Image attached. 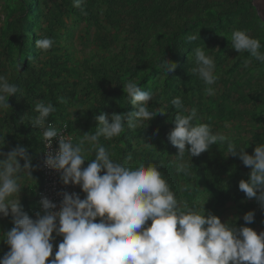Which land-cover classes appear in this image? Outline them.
I'll list each match as a JSON object with an SVG mask.
<instances>
[{"label":"trees","instance_id":"obj_1","mask_svg":"<svg viewBox=\"0 0 264 264\" xmlns=\"http://www.w3.org/2000/svg\"><path fill=\"white\" fill-rule=\"evenodd\" d=\"M248 4V0H86L77 8L73 0H62L58 6L53 0H10L0 35V75L17 84L19 90L9 98L11 109L0 112V152L7 153L18 144L23 145L37 168L32 174L34 185L29 187L31 197L25 195L21 202L24 211L32 216L42 183L38 170L43 150L41 137L39 129L30 122L38 115L37 102L54 105L56 111L49 116L54 122L66 121V112L71 106H85L86 112L79 115L85 118L84 125L79 120L68 122L77 144L83 134L96 132L94 117L101 112L108 116L121 114L123 118L128 111L134 110L123 92V85L132 81L141 89L154 93L148 110H164L165 114H158L137 128H129L125 123L119 136L111 139L101 136L99 143L117 162L132 166L157 164L181 207L187 204L202 212L205 204V215L211 211L224 222L222 213L226 205L243 199L244 193L238 185L241 175L245 172L249 175L251 169L238 157L225 158L227 144L221 143L192 157L190 174L177 172L175 155L178 149L167 137L175 127L174 116L178 112L188 113L174 108L171 100L179 97L185 109L196 110L194 124L204 123L214 133H221L212 127L202 110L198 100L201 79L193 73L196 65L190 59L194 56L192 50L207 41L205 53L216 59L214 74L217 80L224 82L221 73H233L251 56L246 51L237 57L233 66L226 65L228 53H235L228 38L235 30L247 29ZM68 14L76 26L84 22L87 29L97 28L94 41L99 50L74 66L71 62L76 60L58 37L63 17ZM222 32L225 33L223 41L215 40ZM198 33L200 39L187 40L189 35ZM42 37L54 41L47 51L35 46L36 40ZM119 38H124L125 42L115 51ZM260 45V50L264 51V43ZM216 47H219L217 51ZM165 59L177 64L171 74H165L161 68ZM161 75H164L166 89H150ZM219 111L222 117L226 115L223 104ZM230 138L238 149L245 148L249 155L254 153L256 146L264 144V132L250 140ZM90 147L84 145L86 165L94 159V150L88 151ZM184 159H189L187 153ZM250 207L255 212L252 224H245L244 214L231 223L251 228L264 225V210L257 202ZM1 226L2 232L10 230L13 227L11 216L3 220ZM7 251L9 246L0 241V258Z\"/></svg>","mask_w":264,"mask_h":264},{"label":"clouds","instance_id":"obj_2","mask_svg":"<svg viewBox=\"0 0 264 264\" xmlns=\"http://www.w3.org/2000/svg\"><path fill=\"white\" fill-rule=\"evenodd\" d=\"M82 2L73 0V6L79 8ZM197 38L200 39L199 33L189 35L187 40L193 42ZM228 39L236 52L247 51L264 63L259 39L245 30L233 31ZM53 43L51 38L42 37L35 46L47 51ZM192 51L196 65L193 73L206 85L214 84L216 59L206 55L202 48ZM176 67L168 59L161 65L165 74L173 73ZM18 90L17 84L0 75V112L11 109L9 98ZM123 92L134 110L123 118L121 114L108 116L101 112L94 117L96 132L83 134L77 144L70 138L66 140L48 123V117L56 111L52 103L40 101L35 105L38 115L30 122L42 131L46 148L52 149L53 141H58V148L45 153L44 166L59 172L63 185H78L86 194L83 199L75 192L58 193L62 199L57 210V203L42 196L41 211L33 219L24 211L19 198L21 180L33 179L32 157L27 147L19 144L7 153L0 152V217L11 216L13 224L10 230L0 232V241L9 246L0 264H264V231L258 234L251 227L222 222L211 211L205 215V204L202 212L187 204L181 207L155 163L132 166L111 158L99 143L101 136L117 137L124 131L125 123L129 128H137L144 121L165 114L164 110H148L154 93L136 83L128 81ZM206 93L215 94L211 87ZM171 104L188 113L178 112L174 116L175 127L167 137L178 149L177 172L190 174L192 157H198L212 145L226 143L227 155L238 157L251 169L248 178L240 180L239 190L264 210V144L256 146L249 155L245 148L238 149L229 135L214 133L204 123L194 124L196 110L185 109L179 97L173 98ZM85 144L91 146L88 151L94 150V159L87 167H83ZM13 196L16 198L10 199ZM254 217L255 212L250 210L243 215V221L252 224ZM56 236L63 239L50 260Z\"/></svg>","mask_w":264,"mask_h":264},{"label":"rangeland","instance_id":"obj_3","mask_svg":"<svg viewBox=\"0 0 264 264\" xmlns=\"http://www.w3.org/2000/svg\"><path fill=\"white\" fill-rule=\"evenodd\" d=\"M86 0H83V3ZM250 2L249 13H248V26L247 33L259 39L260 43H264V22L260 19L258 12L253 4L254 0H248ZM54 3H61L62 0H53ZM10 0H0V35L4 25L3 21L6 19V14L9 11ZM252 7L254 9H252ZM247 8V7H246ZM62 26L59 30L58 37L63 46L68 48L74 57L71 65H78L77 61H83L85 58H89L93 55L95 50H99L95 44V34L97 32L96 27L87 29V25L82 22L77 26L74 24L72 18L69 16L63 17ZM47 25L45 24V27ZM225 33H220L215 36V40L223 41ZM154 41V40H153ZM125 42L124 38L117 40L115 51L120 50L122 44ZM208 46L206 41L202 48ZM219 47H216V51ZM264 50V49H263ZM244 52L231 54L228 53L226 59L227 66H233L237 60V57L242 56ZM259 52L264 54L262 49ZM214 57L213 55H211ZM190 62L195 63V57L193 56ZM75 63V64H74ZM247 65V66H246ZM82 68H80V72ZM225 79L224 82L220 80L215 81L212 85H206L201 79L202 91L199 93L200 97L198 100L202 106V110L205 113L206 119L212 124V127L217 129L223 134L235 137H243L245 139H253L256 134L264 132V63L256 60L254 57H248L240 66L233 72L228 74H220ZM164 75H161L157 83L151 84L150 89L160 88L165 90ZM181 85V83H179ZM208 87L213 88L215 94L207 95L206 89ZM198 103V102H196ZM225 106L226 115H220V105ZM86 112L84 105L71 106L66 112L67 122H74L79 120L83 125L85 124V118H80L79 115ZM223 156L227 158V152L223 153ZM21 166L23 161H20ZM33 164V163H32ZM34 165V164H33ZM35 166V165H34ZM39 170V169H38ZM37 172V168L32 174ZM248 178V172L241 175V180ZM34 185L33 179L21 180L22 191L20 193V201H23L25 195L31 197V191L29 187ZM25 186V187H24ZM16 198L15 196L10 199ZM256 202L255 199H247L244 193V197L241 201L229 202L223 210L222 219L224 222H233L241 214L251 210L250 204ZM7 218V217H6ZM0 217V232H2L1 222L6 219ZM149 224L151 221L148 222ZM259 234L264 231V225L256 226L253 228ZM53 256L49 259L54 258L57 250L58 242L54 241Z\"/></svg>","mask_w":264,"mask_h":264},{"label":"built area","instance_id":"obj_4","mask_svg":"<svg viewBox=\"0 0 264 264\" xmlns=\"http://www.w3.org/2000/svg\"><path fill=\"white\" fill-rule=\"evenodd\" d=\"M48 123H50L51 126L58 131V133L63 134L66 140L70 138L71 142L75 144V137L71 133V129L67 121L54 122L48 117ZM39 133H40L41 145L43 149L41 155V161L38 164L39 173L42 178V183H41V187L37 191V208L32 213L33 219L36 218V213L41 211L40 200L42 196H46L53 202L57 203L58 205L57 210H59V202L62 199V196L58 195V193H61L63 191H67L69 193L75 192L80 195L81 199H83L86 195L85 193H83V191L78 185H72V184L63 185L60 182V173L55 170L48 169L47 167L44 166L43 161L45 159V153L52 149L58 148V141L54 140L52 149H47L43 141L42 131L39 130ZM83 167H87L86 161ZM53 235L55 236V233ZM62 239H63L62 236H56L55 238L57 242H61Z\"/></svg>","mask_w":264,"mask_h":264},{"label":"water","instance_id":"obj_5","mask_svg":"<svg viewBox=\"0 0 264 264\" xmlns=\"http://www.w3.org/2000/svg\"><path fill=\"white\" fill-rule=\"evenodd\" d=\"M253 4L258 12L260 19L264 22V0H254Z\"/></svg>","mask_w":264,"mask_h":264}]
</instances>
